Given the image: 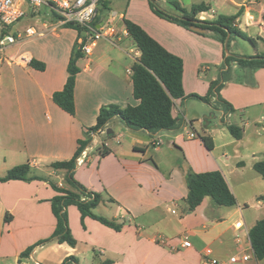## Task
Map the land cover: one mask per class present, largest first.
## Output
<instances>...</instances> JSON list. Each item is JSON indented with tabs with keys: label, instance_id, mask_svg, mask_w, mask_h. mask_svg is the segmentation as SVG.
<instances>
[{
	"label": "crops",
	"instance_id": "1",
	"mask_svg": "<svg viewBox=\"0 0 264 264\" xmlns=\"http://www.w3.org/2000/svg\"><path fill=\"white\" fill-rule=\"evenodd\" d=\"M163 1L176 2L189 11L196 6H207L208 11L200 13L197 19L209 22L218 17L213 3L217 9L224 5L220 0ZM226 1L236 12L220 16H237L235 25L244 22L247 31L258 28V40L264 42V0ZM109 11L138 24L167 51L183 60L186 95L204 97L208 94L216 77L204 80L201 72L204 64L221 65L224 58L221 42L166 20H155L156 29L150 31L130 10L118 12L109 3L99 17H106ZM31 27L37 28L29 26L25 32ZM43 27L45 31L36 29L43 33L36 37L51 35L57 46L36 51L26 49L31 42L35 43L37 38L33 37L12 46L14 53L5 55L0 63V178L17 166L30 164L34 175L49 179L0 183V264H21L30 259L36 264L39 252L44 249L49 250L48 255L57 260V264L71 256L78 264H206V248L213 250L212 258L219 264H229L232 256L247 250L249 240L245 231H250L260 220L250 228L243 220L246 227L238 231L234 227L241 220L234 219L237 210L218 207L210 198L188 213L184 201L188 194L186 173L188 168L195 173L220 171L227 181L225 169L230 166L229 152L232 150L236 167L229 172L247 171L253 182L260 185L259 177L262 176L254 170V165L264 161V157L258 158L253 152V157L247 161L240 154L244 146L252 151L249 120L242 129V139L236 140L226 134V128L213 130L202 117L209 112V105L193 99L202 105L191 104L193 100L176 101L173 114L184 120L178 130L134 131L126 128L118 118L112 119L105 127V135H108V127H118L117 122L121 124V131L115 135L110 129L116 145L103 142V148L110 154L103 157L101 149L94 155L90 145L85 163L77 166L75 181L101 195L95 213L119 225L120 231L90 217L82 220L79 209L70 206L66 210L68 227L77 241L76 247L53 242L36 248L29 258L20 259L26 249L50 238L56 230L57 219L51 201L58 193L51 183L72 190L65 179L66 171L54 170L51 165L73 158L78 143L86 141L89 130L97 124L101 108L124 109L139 104L134 98L132 74L129 73L132 67L123 59L127 52L120 46L131 39L127 34L121 36L119 43L106 41L100 50L99 42L90 57L83 55L84 60L77 63L80 73L76 78V113L72 116L62 110L54 103L53 96L62 91L67 82L68 65L79 33L59 22L53 27L56 28L53 34H48L47 24ZM23 53L45 64V70L17 64L15 57ZM245 73L243 83H225L217 95L234 109V115L227 114L228 117L252 115L253 110L264 109V69H246ZM233 90L239 92V98L232 97ZM187 120H197L206 134H212L209 138L213 141V151L207 150L196 130V139L188 137L191 131L186 126ZM217 132L223 142L218 139ZM156 141H161L158 150L154 147ZM237 234L242 238L240 243L236 241ZM160 236L167 239L166 245L157 242ZM185 236L189 237L191 248L182 246ZM245 264H264V259L258 260L252 254Z\"/></svg>",
	"mask_w": 264,
	"mask_h": 264
},
{
	"label": "trees",
	"instance_id": "2",
	"mask_svg": "<svg viewBox=\"0 0 264 264\" xmlns=\"http://www.w3.org/2000/svg\"><path fill=\"white\" fill-rule=\"evenodd\" d=\"M153 1V0H150ZM176 13L171 14L155 8L150 3V7L154 14L169 22L184 27L187 30L199 33L200 35H211L215 37L223 45L227 39L228 32L234 33L233 25L237 16H219L214 21H201L197 16L208 11L207 6H196L190 11L173 2ZM58 17V16H57ZM59 18V17H58ZM128 36L134 41L137 52L140 54L132 67V81L134 88V98L139 102L137 106H128L124 109L116 106H106L101 108L97 124L89 131H97L105 128L112 119L118 118L120 122L128 129L134 131H148L150 133H158L163 131L178 130L183 126L184 120L175 117L173 114L178 100L196 99L198 101L210 104L215 97L218 101V91L221 87L219 81L211 84L209 92L206 96L186 95L183 86L184 62L181 58L167 51L160 43L152 38L141 26L130 21L124 20ZM66 28L74 29L79 34L82 30L73 25L68 24ZM83 57L74 48L70 62L68 65V79L62 91L57 92L53 96L54 103L68 114L74 116L76 113L75 89L76 78L80 73L77 66L78 61ZM234 60L244 69L259 70L264 69V57L257 58H234ZM30 67L39 71H44L46 66L43 63L32 60ZM225 113H234V109L224 101ZM229 112V113H228ZM193 125V121L190 122ZM229 133L236 140H241L243 130L239 126L231 123L226 124ZM113 135L111 132L110 136ZM202 142L208 151H213V141L209 137H201ZM92 139L88 136L86 141H80L79 147L72 159L63 162H56L51 165L54 170L66 171V182L72 190H66L56 184L51 183L52 188L58 193L52 201V211L57 219V227L54 234L46 239L36 243L34 246L26 249L20 256V259L29 258L33 251L44 245L56 242L58 244H68L76 247L77 241L71 234L68 227V219L66 210L70 206H76L82 216V220L87 217L95 219L102 224L120 231V226L113 222L98 216L95 210L101 202V195L88 191L85 187L75 181L74 172L77 168V160L82 151L89 147ZM102 148V156L110 154V151ZM254 170L264 178V161H260L254 165ZM10 181H49V179L36 176L33 174L30 164H23L10 170L7 175L0 178V183ZM186 185L188 194L185 198L187 212L195 211L206 198H210L214 205L218 207H235L238 202L231 191L228 182L220 171L195 173L188 168L186 173ZM5 221L8 222L7 216ZM249 238L254 249L256 259H264V218L258 221L249 231ZM78 264V260L71 256L66 258L62 264ZM103 264H109L105 262Z\"/></svg>",
	"mask_w": 264,
	"mask_h": 264
},
{
	"label": "rangeland",
	"instance_id": "3",
	"mask_svg": "<svg viewBox=\"0 0 264 264\" xmlns=\"http://www.w3.org/2000/svg\"><path fill=\"white\" fill-rule=\"evenodd\" d=\"M222 4V8L217 9L215 3H213V7H215V11H217L218 17L220 15H232L236 12V8L226 0H220ZM150 3H152L156 9L168 12V13H176L175 7L173 2L170 1L169 3H165L163 0H111L109 5L114 10L118 12H123L126 10H130L136 17V19L144 26L148 28L150 31H154L156 29L157 23L155 20H165L161 17L157 16L153 13ZM226 7V8H225ZM25 10L27 15L21 19L18 23L10 27V33L12 35L18 36L21 34L24 38L25 29L29 26L37 27L38 31H45L46 28L43 27L44 24H47L48 28H50V32L48 34H53L51 28H53L59 20H57L55 11H53L50 7L42 6L35 11L32 7H28L26 5ZM171 13V14H172ZM217 17V18H218ZM167 21V20H166ZM234 33L231 34L228 32L227 38L230 33V37L228 39L227 44V51L224 47L223 51V60L220 66L214 65L213 63L204 64L201 78L204 80H211L213 75L216 77V81H219L220 87H222L225 83H232L239 85L244 82L246 79V69L241 67L234 58H257V57H264V42L258 40V28L250 29L249 31L246 30L244 26V22L236 26L233 25ZM208 37L215 38L211 35ZM35 43H30L28 48L36 51L40 50L44 47L49 46H57L54 42L53 37L51 35L40 38L36 37ZM27 40V39H26ZM25 40V41H26ZM33 40V41H34ZM37 40V41H36ZM217 40V39H216ZM22 44V43H20ZM106 44V41H100V47ZM115 44V43H114ZM120 46L124 48L127 52V55H124L123 59L130 67H133L135 63V53H137V48L135 43L132 39H129L125 43H121ZM59 48V47H58ZM132 51V52H130ZM14 53V49L11 48L7 50V56L12 55ZM129 54V55H128ZM80 60H84L82 57ZM132 70V69H131ZM255 71V70H254ZM218 91V95H219ZM233 98H239V92L237 90H233L231 93ZM193 100V99H188ZM191 104L202 105L198 101H192ZM224 100L221 101L215 97L211 100V103L208 104L209 112L203 114V119L205 122L211 125L213 130H227L226 124L222 121L224 116L223 112H225L224 107ZM229 113V112H228ZM230 115V113H229ZM234 113H232V116ZM237 116V115H236ZM251 122L249 128V135L253 136L250 139V145L252 147V151H250L249 146L242 147L240 154L244 156L245 160L252 158L253 152L255 155L259 157H264V109H255L252 112V115L247 114L246 116L242 117H229L230 123L236 124L240 128L244 129L245 123L247 121ZM192 121V120H191ZM118 127H108L107 130L113 129L115 135L120 133L121 131V124L117 122ZM120 124V125H119ZM186 126H188L189 131L196 130L200 137H209L212 134H206L204 132V127H202L197 120H193V125H191L190 120L186 121ZM218 135V139L220 142H223L220 132L216 133ZM226 134L230 136L229 131H226ZM230 138V137H229ZM95 142L91 143L89 146L92 148L90 151L92 154H98L99 150L103 148V142L108 143V145H116V139L113 135H100L97 137ZM229 152V168L225 169L227 171V181L235 195L238 204L235 207H231L229 209L237 212L234 214V219H242L246 222L247 226L250 228L255 223V221L261 220L264 218V178L259 177L260 181L262 182L260 185L255 184L253 179L249 176L247 171H232L236 167V160L233 158V154ZM3 154L1 155V162H2ZM176 210V208H174ZM49 250L44 249L39 252V257L36 260L41 264H57V260L53 259L52 256L48 255ZM21 264H35L31 259L25 260Z\"/></svg>",
	"mask_w": 264,
	"mask_h": 264
},
{
	"label": "built area",
	"instance_id": "4",
	"mask_svg": "<svg viewBox=\"0 0 264 264\" xmlns=\"http://www.w3.org/2000/svg\"><path fill=\"white\" fill-rule=\"evenodd\" d=\"M111 0H0V63L5 56L7 50L12 46L25 42V40L41 36L43 33H38L35 28L31 27L26 30L25 38L19 34L18 36L10 33V27L18 23L23 19L27 12L25 10L26 5L32 7L35 11H38L42 6L50 7L59 17V23L61 26L73 24L79 27L82 32L79 34L77 40V50L82 55L90 57L93 54L94 49L100 41H107L113 43H119L121 36H126L127 29L122 15L115 11H109L106 17L100 18L101 10H105V7ZM123 23V24H122ZM53 32L56 28H53ZM132 52V51H131ZM140 54L135 53V57L139 58ZM14 61L19 65H30L32 57L28 53L18 54ZM133 74L132 70L129 71ZM222 121L229 123V117L223 113ZM106 129H100L97 131H89L88 136L93 139L100 134H106ZM190 139H196L198 135L195 131H191L188 134ZM161 145V141H156L154 147L158 150ZM88 150L84 149L77 160V165H82L88 158ZM174 213V212H173ZM235 229L240 231L246 227L244 221L241 219L235 224ZM246 236L248 238L249 247L247 250L240 254H236L229 259V264H245L249 262L254 255V249L250 242L249 231L246 230ZM242 240L239 234L236 235V241L240 243ZM157 242L160 245H166L167 239L163 236L158 237ZM184 248H191L192 244L189 241V237L183 238ZM213 250L206 248L204 251V261L206 264H219L218 260L212 258ZM36 264H40L36 262Z\"/></svg>",
	"mask_w": 264,
	"mask_h": 264
},
{
	"label": "water",
	"instance_id": "5",
	"mask_svg": "<svg viewBox=\"0 0 264 264\" xmlns=\"http://www.w3.org/2000/svg\"><path fill=\"white\" fill-rule=\"evenodd\" d=\"M229 37H230V33H229V36H228V38L226 39L225 44H224V47H225L226 51H227V44H228V39H229ZM111 132H112V131L109 130V131H108V135H110Z\"/></svg>",
	"mask_w": 264,
	"mask_h": 264
}]
</instances>
